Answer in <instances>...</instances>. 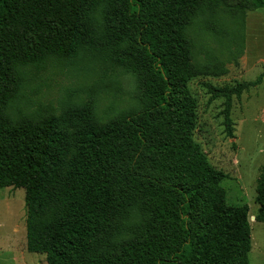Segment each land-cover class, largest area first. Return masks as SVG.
I'll return each mask as SVG.
<instances>
[{
  "label": "trees",
  "instance_id": "1",
  "mask_svg": "<svg viewBox=\"0 0 264 264\" xmlns=\"http://www.w3.org/2000/svg\"><path fill=\"white\" fill-rule=\"evenodd\" d=\"M258 9L264 0H0V188L24 190L28 252L46 264H249V207L227 203V175L193 139L188 82L196 40L239 54ZM51 63L127 76L133 104L106 120L93 96L29 112L25 84ZM263 77L202 84L225 99L228 136L232 97ZM256 202L264 223V166Z\"/></svg>",
  "mask_w": 264,
  "mask_h": 264
},
{
  "label": "rangeland",
  "instance_id": "2",
  "mask_svg": "<svg viewBox=\"0 0 264 264\" xmlns=\"http://www.w3.org/2000/svg\"><path fill=\"white\" fill-rule=\"evenodd\" d=\"M234 28V37L240 36ZM243 50L230 49L227 42L212 39L196 40L193 63L197 74L188 82L197 99V122L193 139L215 169L227 175L222 182L229 205L249 207L251 247L249 264H264V223L256 222L257 177L264 166V77L241 96L232 97L230 117L232 137L223 125L224 98L211 99L203 83L216 87L254 82L264 75V9L247 12L245 16ZM226 39H229L226 36ZM222 65L227 73L213 76L210 66ZM133 88L129 77L108 71L106 75L74 68L64 63H51L33 73L22 91V101L29 112L46 106L60 113L61 102L67 98L87 100L94 97L98 115L106 120L133 104ZM26 216L24 190L0 188V264H46L44 254L28 252L26 248Z\"/></svg>",
  "mask_w": 264,
  "mask_h": 264
}]
</instances>
